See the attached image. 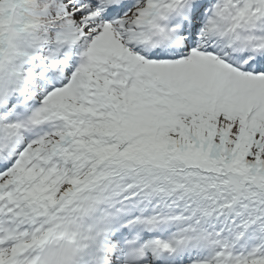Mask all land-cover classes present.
<instances>
[{
    "label": "snow or ice",
    "instance_id": "snow-or-ice-1",
    "mask_svg": "<svg viewBox=\"0 0 264 264\" xmlns=\"http://www.w3.org/2000/svg\"><path fill=\"white\" fill-rule=\"evenodd\" d=\"M0 264H264V0H0Z\"/></svg>",
    "mask_w": 264,
    "mask_h": 264
}]
</instances>
